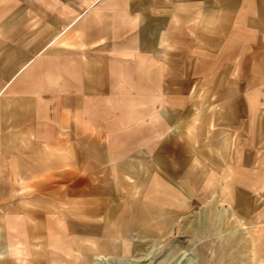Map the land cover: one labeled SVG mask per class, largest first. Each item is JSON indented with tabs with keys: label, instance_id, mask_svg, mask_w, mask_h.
<instances>
[{
	"label": "crops",
	"instance_id": "0c3cea01",
	"mask_svg": "<svg viewBox=\"0 0 264 264\" xmlns=\"http://www.w3.org/2000/svg\"><path fill=\"white\" fill-rule=\"evenodd\" d=\"M176 231L264 264V0H0V264Z\"/></svg>",
	"mask_w": 264,
	"mask_h": 264
},
{
	"label": "rangeland",
	"instance_id": "374dc122",
	"mask_svg": "<svg viewBox=\"0 0 264 264\" xmlns=\"http://www.w3.org/2000/svg\"><path fill=\"white\" fill-rule=\"evenodd\" d=\"M194 238L193 232L177 231L159 240L139 238L126 254L97 259V264H250L246 240H235L234 248L226 249L217 240L196 245Z\"/></svg>",
	"mask_w": 264,
	"mask_h": 264
},
{
	"label": "bare ground",
	"instance_id": "6f19581e",
	"mask_svg": "<svg viewBox=\"0 0 264 264\" xmlns=\"http://www.w3.org/2000/svg\"><path fill=\"white\" fill-rule=\"evenodd\" d=\"M97 259H99L100 262H102L105 258H104V257H99V258H97Z\"/></svg>",
	"mask_w": 264,
	"mask_h": 264
}]
</instances>
